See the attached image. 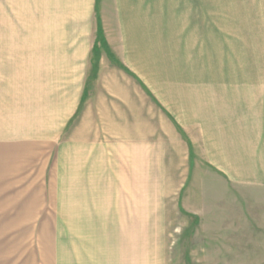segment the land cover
Here are the masks:
<instances>
[{
    "label": "rangeland",
    "instance_id": "374dc122",
    "mask_svg": "<svg viewBox=\"0 0 264 264\" xmlns=\"http://www.w3.org/2000/svg\"><path fill=\"white\" fill-rule=\"evenodd\" d=\"M11 2L0 0V15ZM98 9L89 60H0L10 154L0 212L133 215L115 222L131 264H264V189L212 163L228 152L218 136H264V0H98ZM42 13L8 38L58 40V21ZM88 22L77 21L86 35L77 43L94 31ZM138 32L135 57L136 42L133 53L124 43Z\"/></svg>",
    "mask_w": 264,
    "mask_h": 264
},
{
    "label": "crops",
    "instance_id": "0c3cea01",
    "mask_svg": "<svg viewBox=\"0 0 264 264\" xmlns=\"http://www.w3.org/2000/svg\"><path fill=\"white\" fill-rule=\"evenodd\" d=\"M37 1L12 0L11 4L6 5L4 13L0 15L3 20H0V60H89L97 37L102 36L103 31L98 0H83L79 3L73 1L68 3L69 6L63 0H43L38 1L36 8L33 3ZM10 5L12 10L8 11ZM66 5L69 10L64 9ZM122 7L118 2V13L122 12ZM45 10L50 18L58 21L59 25L52 32V35L59 37L58 40L26 42L8 38L25 35L27 31L23 25L25 20L40 18V15L44 17L42 11ZM77 21L83 28L86 21L93 22L94 29L88 33L87 39H83L80 43L73 38L86 35L83 28L76 32ZM135 36L131 34L124 44L127 50L133 53L134 49L131 46L136 42L135 57H137L141 48L140 33H136ZM148 39L147 44H149ZM104 40L100 38L103 44L106 42ZM151 41L152 45L154 39L152 38ZM124 55L127 56L125 51ZM129 59L131 58L128 57L127 60ZM227 129L230 132V127ZM234 131L235 128L232 132ZM4 137L0 140V166H4L6 173L10 154L4 147L8 145V139ZM218 137V141L224 142L228 152L226 155H216L212 163L220 171L234 178L235 181L232 183L255 184L264 189V136ZM252 153L255 154L251 156ZM58 189L59 199L65 198L66 194L64 192L60 194V187ZM85 195L83 190L79 196L83 198ZM70 196L69 191L67 197ZM60 203L59 201L58 204ZM136 218L130 214L85 211L0 212V264H131L129 258L124 256L116 244L115 222L134 221ZM126 227L129 225L127 224ZM136 227L138 223L135 224L137 230ZM121 231L123 232L124 229ZM109 233L112 234L113 239L109 240Z\"/></svg>",
    "mask_w": 264,
    "mask_h": 264
}]
</instances>
